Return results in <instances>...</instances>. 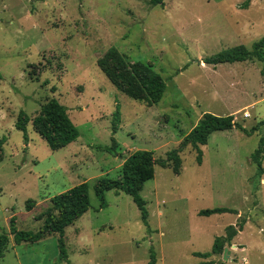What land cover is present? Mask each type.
<instances>
[{"label": "rangeland", "instance_id": "374dc122", "mask_svg": "<svg viewBox=\"0 0 264 264\" xmlns=\"http://www.w3.org/2000/svg\"><path fill=\"white\" fill-rule=\"evenodd\" d=\"M150 2L0 0V233H10L12 217L18 230L39 232L51 199L88 182L91 208L65 231L71 264H149L152 249L156 264H264V175L256 180L251 160L262 132L213 133L202 147V165L192 147L180 154V174L156 164L141 193L149 226L123 192H106V207L100 208L98 178H118L136 151L167 160L205 113L234 115L247 129L264 120V64L202 62L263 39L264 0H166L164 7ZM111 48L129 64L143 62L162 76L167 89L159 104L149 108L111 83L99 66ZM51 99L68 109L80 132L57 151L32 124L29 144L16 129L21 111L33 120ZM118 109L120 129L113 135ZM113 138L117 154L98 149L110 147ZM215 208L239 214L199 216ZM240 217L247 222L245 234L226 247V258L195 256L211 252L215 238ZM9 237L0 264H68L60 261L58 234L21 245Z\"/></svg>", "mask_w": 264, "mask_h": 264}, {"label": "trees", "instance_id": "16d2710c", "mask_svg": "<svg viewBox=\"0 0 264 264\" xmlns=\"http://www.w3.org/2000/svg\"><path fill=\"white\" fill-rule=\"evenodd\" d=\"M166 0H151L152 7L165 6ZM109 60V64H106ZM107 60H100L99 66L111 83L128 97L143 102L147 107L159 104L166 92L167 85L160 74L152 69L150 65L143 62L129 64L123 54L116 48H111L107 54ZM259 61L264 64V38L255 43L251 49L240 45L224 50L216 55L206 57L202 62L208 66H218L221 64H234L243 62ZM264 76V71H262ZM1 79V73H0ZM119 109L114 115L112 133L115 135L120 129ZM32 124L34 130L48 143L52 151L61 150L76 142L80 137L78 128L74 125L68 115V109L61 105L56 99H51L41 106L39 114L31 120L29 116L21 111L16 122V129L24 134L26 144H29L28 125ZM240 130L244 135L251 137L262 132L257 150L252 154L251 160L257 166L256 180L261 181L264 175V120L259 124L247 129L236 122L234 115L219 117L214 114L205 113L192 131L184 137L178 149L171 151L167 160L156 161L153 151H136L125 159L118 178L101 177L94 182L95 194L100 200V208L106 207V192L114 190L117 193L123 192L132 197L133 202L139 209L143 224L149 226V212L146 201L141 193L147 181L155 177L154 166H173L174 172L180 174L182 159L180 154L188 147H192L197 153V162L203 163L202 147L207 146L210 136L215 132ZM5 139L0 140V153L2 152ZM117 142L112 140L110 147L99 146L100 151L117 154ZM0 161L2 155L0 154ZM52 206L44 214V226L37 232L20 231L16 227V218L10 221V233H0V262L4 259L10 244L9 235L13 236L16 245L22 243L35 244L43 240L46 236L58 234L60 261L71 264L66 251L64 241L65 231L78 219L85 215L91 208L90 204V184L83 182L64 193L56 195L51 199ZM235 214L238 211L229 208L207 209L199 212L201 217H211L214 215ZM246 219L240 217L237 225H230L226 228L225 235L214 240L212 251L209 253H196L195 256L202 259H210L224 254L227 246L232 245V241L240 232H243ZM156 254L151 250V261L149 264H156ZM200 264H214L213 261Z\"/></svg>", "mask_w": 264, "mask_h": 264}, {"label": "crops", "instance_id": "0c3cea01", "mask_svg": "<svg viewBox=\"0 0 264 264\" xmlns=\"http://www.w3.org/2000/svg\"><path fill=\"white\" fill-rule=\"evenodd\" d=\"M264 182V181H263ZM239 213V212H238ZM222 215H226V214H222ZM222 215H219L220 217L222 216ZM234 224V223H233ZM235 225V224H234ZM243 232H244V230H243ZM243 232H240L239 234H242ZM239 234L237 235V237H239ZM244 234H245V232H244ZM237 237H235V238H237ZM246 244H247V242H246ZM248 245V244H247ZM249 246V245H248ZM261 246H262V244H261ZM263 248H264V246H263ZM249 249H250V247H249Z\"/></svg>", "mask_w": 264, "mask_h": 264}, {"label": "built area", "instance_id": "2783aa9c", "mask_svg": "<svg viewBox=\"0 0 264 264\" xmlns=\"http://www.w3.org/2000/svg\"><path fill=\"white\" fill-rule=\"evenodd\" d=\"M250 114L249 113H244V118H249Z\"/></svg>", "mask_w": 264, "mask_h": 264}, {"label": "water", "instance_id": "95a60500", "mask_svg": "<svg viewBox=\"0 0 264 264\" xmlns=\"http://www.w3.org/2000/svg\"><path fill=\"white\" fill-rule=\"evenodd\" d=\"M227 253H228V250L225 249V251H224L225 258H226V254H227Z\"/></svg>", "mask_w": 264, "mask_h": 264}]
</instances>
